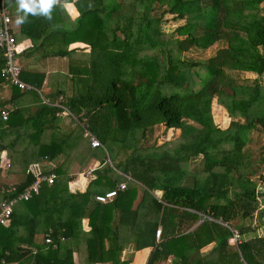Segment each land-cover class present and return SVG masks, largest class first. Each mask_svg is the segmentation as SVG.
<instances>
[{
  "label": "trees",
  "instance_id": "obj_1",
  "mask_svg": "<svg viewBox=\"0 0 264 264\" xmlns=\"http://www.w3.org/2000/svg\"><path fill=\"white\" fill-rule=\"evenodd\" d=\"M14 1L6 0L8 5ZM63 1L73 2L79 12L71 42L87 34L89 39H84L93 47L99 45L101 34L109 33L108 84L80 99L64 101L102 143L96 149L103 151L105 143L116 142L118 135L122 143L138 130L144 136L160 124L180 129L184 141L173 151L151 153L138 152L136 144L118 166L101 159L105 167L93 170L95 178L84 191L69 190L70 179L59 177L61 166L43 171L54 172L57 178L52 184L43 182L37 194L23 201L24 214L13 210L10 225L0 224V259L13 264H83L75 262L74 253L85 252L88 264H129V258H121L131 246L133 251L152 249L146 264H264V191L257 186L264 183V144L254 158L246 148L250 131L264 135V115L247 118L250 108L264 104V0ZM165 15L182 23L173 31L176 37L171 34L164 41ZM52 24L53 18L29 14L20 32L41 44ZM219 43L223 45L214 55L199 63L206 74L200 87L191 88L186 66L196 63L183 54ZM153 48L158 51L145 53ZM3 67L0 50V79L7 81L1 75ZM238 71L256 77L241 80ZM20 78L26 81L22 71ZM164 84L175 91L162 93ZM21 92L13 86V97ZM214 99L231 118L225 129L214 123ZM42 108L51 112H43L46 116L40 114L38 120L25 119L22 110L15 108L1 124L0 141L7 128L34 124L42 131L48 127L59 109ZM60 151L55 141L39 148L46 162ZM199 156L202 166L196 171L203 176L193 177L185 167ZM38 175L29 172L13 190L0 194V200L16 196ZM120 182H126V188L111 201L95 200V195L116 189ZM84 219L89 225L86 232ZM21 224L26 229L23 236L17 232ZM40 228L44 235L49 233L52 243H46L45 236L43 243L35 242ZM232 230L240 235L237 244L229 242Z\"/></svg>",
  "mask_w": 264,
  "mask_h": 264
},
{
  "label": "crops",
  "instance_id": "obj_2",
  "mask_svg": "<svg viewBox=\"0 0 264 264\" xmlns=\"http://www.w3.org/2000/svg\"><path fill=\"white\" fill-rule=\"evenodd\" d=\"M9 8L12 18L13 33L20 49L17 55V60L21 67V71L24 72L26 76V81L23 80V78L22 80L33 87L36 86V84H40L41 87L38 89L51 105L43 103L42 98L36 92V94H34L33 90H22L21 93L15 94L18 96L13 97V86L9 85L7 81L0 79V132L2 131L1 124L6 121L3 120L1 116V110L4 108L8 110V118L15 108H19L22 110V115L25 119L30 117L31 119L37 120L39 119L38 117H42L40 114L45 115L43 112H47V114H50L48 112H51L50 109L44 111L42 108L43 105L56 107L53 104L61 103L64 106V109L56 107L59 109L56 112V117L53 116V122L42 131L37 130L36 125L34 124H28L27 126H24L26 125L24 124L19 128L12 127L6 129L4 132V140L0 141V150H2V152L4 151L7 156L10 157V162L7 164L8 172L6 174L3 175L0 168V194L13 190L16 185L25 180L29 172L30 174L33 173L38 175L45 170H52L59 166L62 168V175H59V177L62 178V181L63 178L70 179L68 181L69 190L71 192L84 191L89 181L95 178V171L93 172V170L105 167L104 164H101L102 153L99 149L91 148L86 140V144L92 149V151L91 153H88L85 163L77 169V173L73 174L69 169V165L71 167L69 158L67 159L63 156V142L61 140L58 142L61 145V151L57 154L56 158L51 161L46 162L41 159L39 148L40 145L51 144L53 140L50 138L51 133L53 134L54 139L55 132H58L59 135L60 131H64V135L68 132L69 135L67 138L71 136V132L68 131L69 121L65 118L71 116L72 112L66 106L64 101L71 98L80 99L86 96V94L98 92V87L108 84L110 76L108 75L105 66L106 63H108L107 42L109 33H106L107 35L101 34L100 40H98L99 45L93 47L86 39H84H89L87 34H82L84 38L79 41L71 42V30L77 25L76 21L79 12L73 2H64L63 0H60V2L51 10L50 15L51 18H53V24L49 29V33L47 32L48 35L40 44L41 40L35 42L20 32V25L16 23V19L18 14L23 15V13L17 12L18 5L16 4V0L9 5ZM118 35L120 37L122 36L121 34ZM62 37H64V41L62 40ZM93 41L95 42L96 40L94 39ZM67 42L68 44L66 45ZM56 51H58V53L60 51V54H55ZM117 52L118 51L116 50L115 53ZM122 63H120V70L123 69ZM114 70H116V68H113V71ZM29 73L33 76L28 75ZM41 79L42 81H40ZM87 87L91 88L86 92ZM78 124L80 125L79 122ZM19 136H21L22 139H20L21 137L19 138ZM6 139L7 141L5 142ZM31 142L32 148H29ZM22 146H24V148H22ZM15 147L25 152L31 162L34 161L37 164L35 169L26 166L28 163L25 164L23 160L25 157L24 154H19L15 151L11 152ZM45 165L48 166L46 167ZM83 181H86V184L83 185ZM14 212L16 215L24 214L23 201L19 202L14 207ZM10 223L11 218L8 224H4L3 226L7 227ZM82 226L83 231H88V220L84 219L82 221ZM22 228L23 225H19L17 232L20 233ZM45 235L43 233V236ZM151 250V248L147 247L133 251L131 246H129L123 251L121 259L129 258V264H146ZM85 256V252H75V262L88 264Z\"/></svg>",
  "mask_w": 264,
  "mask_h": 264
},
{
  "label": "rangeland",
  "instance_id": "obj_3",
  "mask_svg": "<svg viewBox=\"0 0 264 264\" xmlns=\"http://www.w3.org/2000/svg\"><path fill=\"white\" fill-rule=\"evenodd\" d=\"M261 11L264 12V3L261 4ZM182 23L178 20H175L172 15H165L164 20L161 24V30L164 33V36L162 37L163 40H167L172 34V37H176V34L173 32L177 25ZM175 35V36H173ZM223 44H215L214 46L208 48V50H201V49H190L188 52L183 54L184 57H187L190 59L189 62L196 63L194 66H186L187 70L189 71L190 81L188 85H191V88L197 89L200 87L202 80L206 76L205 71L203 70V67L200 62L203 63L206 61L209 57L213 56L215 51L218 49V47H221ZM158 51L157 48H153L151 50L145 51L147 54H151L152 52ZM188 65V64H187ZM233 73V72H232ZM237 74L239 75V78L241 80L247 78V77H256L255 75L251 74L250 72H242L238 71ZM252 79V78H251ZM261 85L264 86V79H261ZM175 91V89L172 87V85L168 86V84H164L162 86L161 92L164 94H169L171 92ZM44 96V95H43ZM212 115L214 123L220 127L221 129H225L228 127L231 118L228 116V113L226 109L219 106V103L216 99H214L212 103ZM247 118L256 116V115H264V104L261 106H254L248 110ZM76 115L71 113V116H67V119L69 121L68 124V131L71 132V136L67 138L69 133L67 132L66 135L63 134V132L60 131L59 135L58 132H55V139L53 137V134L51 133L50 138L55 140V142L62 143V153L64 158H69V163L71 162V167L69 165V169L71 172L77 173V169L82 166V164L85 163V159L88 155V153H91L92 149L88 147L86 144V138L83 136V129L78 124L76 120ZM78 119V118H77ZM240 121L244 122L243 117H237ZM189 123L194 124L193 122L189 121ZM187 135L189 133L187 132ZM120 136L118 135L117 141H111L108 140L105 143L104 152L101 151L103 156L105 157L106 163L110 164V166H118L120 164H123V161L128 158L132 153V147L137 144V151L138 152H148L151 153L153 151L161 152L163 150H169L173 151L180 143L184 141V136L180 129H169L165 128L164 125H156L152 128H149L147 132H145L144 136H142L141 131H136L135 135L133 137L129 138L128 141L125 143L120 142ZM21 136H19L20 138ZM35 137V136H34ZM60 137V138H58ZM186 138V137H185ZM22 139V137L20 138ZM52 140V141H53ZM7 139L5 140V142ZM264 144V135L261 132H257L255 130L250 131V140L246 145L247 151H251V155H253V158L257 156V149L260 147V145ZM229 145H226L225 147H228ZM24 148V146H22ZM29 148H32V142L29 145ZM28 149V148H27ZM111 149V150H110ZM12 151H15L19 154H24L25 157L23 158L26 166H30V168L35 169L37 164L28 158V155L23 152L20 149H17L15 147ZM26 151V150H25ZM103 156L101 155V158L104 160ZM10 162V157L7 156V154L2 150H0V168L1 173L4 175L8 172L7 164ZM38 163V162H37ZM59 164V163H58ZM201 156L198 158H195L194 160H191L186 164V171L193 177L203 176L202 173L197 172L196 170H199V166L201 167ZM46 167L48 165H45ZM116 172L120 173V171L115 170ZM264 173V167L262 169ZM124 176V175H123ZM125 177V176H124ZM83 185L86 184V181H83ZM258 190L264 191V183H258ZM157 196L160 195V192H155ZM139 196H141V192L139 193ZM264 220V219H263ZM236 223V221L234 222ZM43 233L44 230L42 228L38 229L35 242L40 244L43 243ZM26 234V229L23 226V228L20 230V233L18 235L23 236Z\"/></svg>",
  "mask_w": 264,
  "mask_h": 264
},
{
  "label": "built area",
  "instance_id": "obj_4",
  "mask_svg": "<svg viewBox=\"0 0 264 264\" xmlns=\"http://www.w3.org/2000/svg\"><path fill=\"white\" fill-rule=\"evenodd\" d=\"M0 50L4 58V67L2 69V76H5L9 85L17 87L21 90H35L37 94L42 98L43 103L51 105L46 100L39 89L28 85L20 78L21 67L17 60V55L20 51L19 45L17 44L16 38L13 33L12 18L9 5L6 0H0ZM56 107L64 109V106L60 103L53 104ZM70 114V113H69ZM1 116L3 120L8 118V110L6 108L1 110ZM82 129L83 136L87 139L91 148L103 147L102 143L95 136L94 133L89 129L88 123L84 119H76ZM127 179L132 180L129 175L123 174ZM57 178V174L50 172L48 174H39L31 184H29L22 192L18 193L12 198H3L0 200V224H8L14 207L22 201L29 200L34 194H37L41 189L43 182L52 184ZM126 188V182H120L116 189L105 191L104 193L95 195V200L98 202L106 203L111 201L118 190H124ZM161 234V228L159 227L156 231V239L158 240ZM63 238H61L62 240ZM240 241V235L238 231L232 230V237L229 242L231 244H237ZM45 242L52 243V237L49 233L45 235ZM0 264H13L8 262L6 259L1 258Z\"/></svg>",
  "mask_w": 264,
  "mask_h": 264
},
{
  "label": "clouds",
  "instance_id": "obj_5",
  "mask_svg": "<svg viewBox=\"0 0 264 264\" xmlns=\"http://www.w3.org/2000/svg\"><path fill=\"white\" fill-rule=\"evenodd\" d=\"M59 2L60 0H16L17 12L23 13V15L18 14L16 23L18 25L25 23L29 14L44 15L51 19V10Z\"/></svg>",
  "mask_w": 264,
  "mask_h": 264
}]
</instances>
